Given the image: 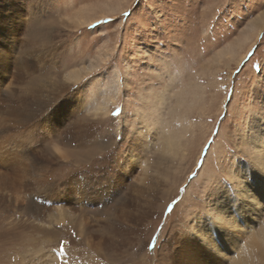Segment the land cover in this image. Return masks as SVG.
Here are the masks:
<instances>
[{"label": "rangeland", "instance_id": "rangeland-1", "mask_svg": "<svg viewBox=\"0 0 264 264\" xmlns=\"http://www.w3.org/2000/svg\"><path fill=\"white\" fill-rule=\"evenodd\" d=\"M263 21L264 0H0V264H234Z\"/></svg>", "mask_w": 264, "mask_h": 264}, {"label": "bare ground", "instance_id": "bare-ground-1", "mask_svg": "<svg viewBox=\"0 0 264 264\" xmlns=\"http://www.w3.org/2000/svg\"><path fill=\"white\" fill-rule=\"evenodd\" d=\"M263 24H260V26ZM248 39H249V36L245 35L244 39L241 40L242 43H240L238 48L242 49V47L246 44ZM263 139L264 138L262 137L261 133H256L255 137L253 139L254 142H256L255 149L253 152L255 155V162L257 163V165L260 168L259 172L256 173V175H255V179H256L257 183H254L253 186H250L246 182H244L242 184V187H240L239 191L237 190L239 193V201H235L236 204H234V205L236 208L235 209L233 208L234 209L233 212L238 210V212H239L238 214H240V212L242 214L244 213L245 216H251V219L249 221L250 222L249 225L247 223L244 224L245 229L240 230L241 231L240 233H243V234L248 236V240L241 245L239 254H243V255L240 256L239 258H237L236 260L233 259L234 264L235 263L236 264L237 263L238 264H264V223L260 229L255 228V223L257 221L256 219L259 218L260 211L264 210V142H263ZM220 202H223V201L221 200ZM218 206H220V205H218ZM214 210L215 211H214V215H213V220H211L212 224L215 226L217 225L219 227L217 229V231L218 232L220 231V237H222L224 239V236L227 235L226 231L224 232L225 234L223 233V231L226 230L225 229L226 224L223 225L224 222L226 221L224 219L225 217L222 214L220 209L215 208ZM255 210H257L259 213L256 212ZM253 211H255L258 214L253 215L252 214ZM236 213H237V211H236ZM227 219L229 220V218H227ZM217 221H221V222L217 223ZM231 221H232V219H231ZM233 221H234V219H233ZM229 222L230 221H228V223ZM230 224H231V222H230ZM199 225L200 224H198V226ZM236 225H239V224H236ZM236 225H233V226L235 227ZM234 227H233V229H234ZM198 230H199V228H198ZM232 231H234V230H232ZM251 231H253V232L251 233ZM197 235H199V234H197ZM197 235H196V237H197ZM206 237H207V235H206ZM238 239H239V237H238ZM203 242H204V244H207L210 248L214 249L218 254L222 253V247H218L210 238L203 240ZM235 258H236V256H235ZM187 263H188V261L185 262V264H187ZM189 264H192V261H189ZM197 264H200V260L197 261Z\"/></svg>", "mask_w": 264, "mask_h": 264}, {"label": "snow or ice", "instance_id": "snow-or-ice-1", "mask_svg": "<svg viewBox=\"0 0 264 264\" xmlns=\"http://www.w3.org/2000/svg\"><path fill=\"white\" fill-rule=\"evenodd\" d=\"M106 74V73H105ZM95 79L94 76H89L86 77L84 80L77 82L75 84H72L68 89L67 92L68 93H75L77 91H81V90H86L89 85L92 83V81ZM102 82V81H101ZM63 98H61V100H58L57 103L62 102ZM55 107V105L53 106V108ZM51 111V109H50ZM119 114V109L116 112H113L112 115L116 116ZM41 119H43V117H41ZM120 137H118L119 139ZM221 221H217V223H220Z\"/></svg>", "mask_w": 264, "mask_h": 264}]
</instances>
